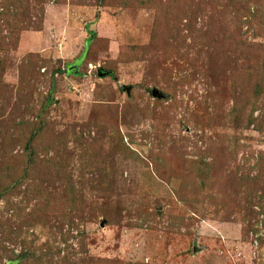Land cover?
<instances>
[{
    "label": "rangeland",
    "instance_id": "obj_1",
    "mask_svg": "<svg viewBox=\"0 0 264 264\" xmlns=\"http://www.w3.org/2000/svg\"><path fill=\"white\" fill-rule=\"evenodd\" d=\"M0 264H264V0H0Z\"/></svg>",
    "mask_w": 264,
    "mask_h": 264
},
{
    "label": "water",
    "instance_id": "obj_2",
    "mask_svg": "<svg viewBox=\"0 0 264 264\" xmlns=\"http://www.w3.org/2000/svg\"><path fill=\"white\" fill-rule=\"evenodd\" d=\"M73 67V66H72ZM154 94H155V92H154Z\"/></svg>",
    "mask_w": 264,
    "mask_h": 264
}]
</instances>
